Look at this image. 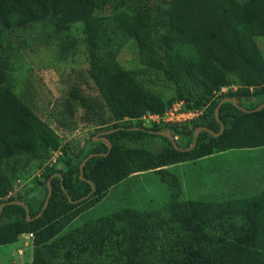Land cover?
<instances>
[{
	"label": "trees",
	"instance_id": "trees-1",
	"mask_svg": "<svg viewBox=\"0 0 264 264\" xmlns=\"http://www.w3.org/2000/svg\"><path fill=\"white\" fill-rule=\"evenodd\" d=\"M107 1L0 0V204L7 203L0 213V246L32 234L30 264H264V186L247 196L216 200V205L181 202L177 178L166 168L226 150L264 147V107L243 112L222 103L217 113L222 133L213 137L200 131L190 151L174 150L166 138L147 132L158 131L156 125L145 128L140 120L147 112L162 113L174 101L200 111L190 125L162 129L186 149L195 128L218 132L213 112L220 99L245 98L240 106L246 110L263 103L264 56L256 41L264 44V0H161L133 6L128 19H75L68 14L75 6L79 14L90 15ZM34 28L60 44L72 41L74 34L82 37L88 77L113 122L104 131H114L97 136L109 142V150L93 137L77 154L62 148L66 170L49 171L40 184V197L29 205L8 196L2 161L27 155L42 162L59 147L57 133L20 101L10 84L17 55L11 37ZM129 40L134 41L140 65L172 84L174 100L161 101L138 84L133 71L105 59L109 48L118 49ZM232 81L239 91L220 92ZM85 109L83 125L94 117ZM124 120L129 121L122 124ZM104 153L84 163L79 179L83 158ZM144 171L158 174L169 188L163 209H122L67 228V213L76 214L112 185ZM49 178L48 203L35 218ZM91 186L89 197L78 201ZM14 200L27 206L29 221L23 207L9 203Z\"/></svg>",
	"mask_w": 264,
	"mask_h": 264
},
{
	"label": "rangeland",
	"instance_id": "rangeland-1",
	"mask_svg": "<svg viewBox=\"0 0 264 264\" xmlns=\"http://www.w3.org/2000/svg\"><path fill=\"white\" fill-rule=\"evenodd\" d=\"M160 1L110 0L104 6H95L90 15L83 11L79 14V8L75 6L70 7L68 14L75 19H128L133 6L158 4ZM234 1L242 3L246 0ZM11 40L17 53L12 59V90L21 102L57 133L59 140L58 149L51 152L45 161L39 162L27 155L2 161V169L9 180L8 196L21 198L32 205L42 193L40 184L48 172L66 170V159L61 149L67 148L70 153L77 154L87 139L111 127L113 122L88 77L82 37L74 34L70 38L72 41L60 44L52 36L34 28L15 34ZM256 43L264 56L263 42L257 40ZM105 59L124 70L133 71L138 84L161 101L168 103L175 99L170 82L160 73L140 65L134 41L129 40L118 49L109 48ZM239 90V86L232 81L220 92L235 94ZM234 99L239 105L245 103V98L238 96ZM85 108L94 117L89 124L83 125L81 116ZM128 121L124 120L122 124ZM154 128L165 131L162 130L165 126ZM166 168L177 178L180 190L178 200L216 205V200L247 196L263 188L264 147L226 150ZM169 199V188L158 174L152 171L138 172L112 185L88 207L77 209L76 214L69 212L64 218L67 228H74L117 210H161ZM14 243L0 246V256L9 259L3 264H30L31 240L18 236Z\"/></svg>",
	"mask_w": 264,
	"mask_h": 264
},
{
	"label": "water",
	"instance_id": "water-1",
	"mask_svg": "<svg viewBox=\"0 0 264 264\" xmlns=\"http://www.w3.org/2000/svg\"><path fill=\"white\" fill-rule=\"evenodd\" d=\"M224 102H229V103H231L234 107L240 109V110L243 111V112H255V111H259V110H261V109L264 107V102H263V103H261L260 105H258L257 107H255V108H253V109H251V110H246V109L242 108V107L237 103V101H236L234 98L224 97V98L220 99V100L218 101V103L216 104V106H215V108H214V112H213V113H214L215 120H216L217 123L219 124V130H218V132H217V133H213L212 131H210L209 129H207V128H205V127H197V128H195V129L193 130V132H192V140H191V143H190V145H189L186 149H180V148L178 147V145L176 144V142L174 141L172 135L169 134V133L166 132V131H147V132L150 133V134H154V135H158V136H162V137L166 138V139L170 142V144L172 145V147H173L174 150H177V151H190V150L194 147L195 142H196L197 135H198V133H199L200 131H205V132L209 133V134H210L211 136H213V137H216V136H218L219 134L222 133V131H223V125H222V123L219 121V119L217 118V113H218V108H219V106H220L222 103H224ZM136 129H138V128H136ZM112 131H114V130L101 131V132L98 133L97 136H103V135H105V134H107V133H110V132H112ZM97 136H94V137H93V141H97V140H98V141H102L103 143H105L107 150H109V148H110V144H109V142H108L105 138H103V137H97ZM94 155L104 156L105 153H104V154H89V155H87L85 158H83V160L80 162V164H79V166H78V172H79V173H78V176H79V179H82V177H81V173H82V168H83L84 163H85L89 158H91V157L94 156ZM56 176L59 177V175H56ZM50 178H51V177H50ZM50 178L46 181L47 193H46V196H45L44 202H43V204H42V207H41L40 212L35 216V218L39 217L40 213L44 210V208L46 207V205H47V203H48V198H49V195H50V192H51L50 185H49V180H50ZM90 188H91L90 192H89L86 196H84L83 198H81V199L78 200V201L85 200V199H87V198L89 197V195H90L91 192L93 191V186H91ZM69 202H70V203H76L77 201H76V202L69 201ZM9 203H10V204H14V205H19V206L23 207L24 212H25V218H26V221H29V220H30V218H29L28 208H27V206H26L22 201H16V200H14V201H11V202H9ZM5 204H7V203L3 202V203L0 204V213H1L2 208H3V206H4Z\"/></svg>",
	"mask_w": 264,
	"mask_h": 264
},
{
	"label": "built area",
	"instance_id": "built-area-1",
	"mask_svg": "<svg viewBox=\"0 0 264 264\" xmlns=\"http://www.w3.org/2000/svg\"><path fill=\"white\" fill-rule=\"evenodd\" d=\"M220 91H224V87ZM200 111L187 109L182 101H174L170 106L164 110L162 113H150L147 112L140 118L143 127L148 128L151 126H164L170 124H190L194 120ZM24 236L25 238L31 240L32 234L28 233Z\"/></svg>",
	"mask_w": 264,
	"mask_h": 264
},
{
	"label": "crops",
	"instance_id": "crops-1",
	"mask_svg": "<svg viewBox=\"0 0 264 264\" xmlns=\"http://www.w3.org/2000/svg\"><path fill=\"white\" fill-rule=\"evenodd\" d=\"M12 244H15V243H12ZM12 244H8V245H12ZM8 260H9L8 257L0 256V264H3L4 262H7ZM11 260H13V258Z\"/></svg>",
	"mask_w": 264,
	"mask_h": 264
}]
</instances>
